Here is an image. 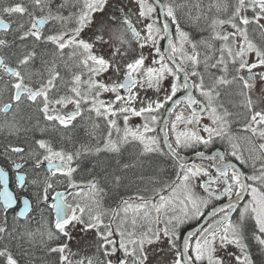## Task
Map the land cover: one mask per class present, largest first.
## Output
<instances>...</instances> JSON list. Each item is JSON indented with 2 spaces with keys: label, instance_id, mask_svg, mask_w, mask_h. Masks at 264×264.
<instances>
[{
  "label": "snow or ice",
  "instance_id": "snow-or-ice-1",
  "mask_svg": "<svg viewBox=\"0 0 264 264\" xmlns=\"http://www.w3.org/2000/svg\"><path fill=\"white\" fill-rule=\"evenodd\" d=\"M0 264H264V0H0Z\"/></svg>",
  "mask_w": 264,
  "mask_h": 264
}]
</instances>
